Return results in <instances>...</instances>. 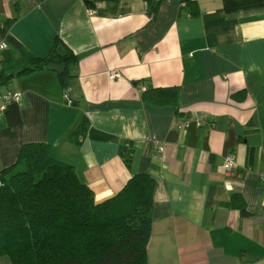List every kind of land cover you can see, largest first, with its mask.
<instances>
[{"label":"crops","instance_id":"1","mask_svg":"<svg viewBox=\"0 0 264 264\" xmlns=\"http://www.w3.org/2000/svg\"><path fill=\"white\" fill-rule=\"evenodd\" d=\"M194 1L195 17L162 0L151 19L144 0H0V23L15 17L8 34L29 52L44 56L57 36L78 57L67 91L48 69L9 81L20 123L0 128V170L23 144L47 143L95 202L153 173L147 264H264V0ZM146 84L178 86V114L142 102ZM234 193L248 216L222 204Z\"/></svg>","mask_w":264,"mask_h":264},{"label":"trees","instance_id":"2","mask_svg":"<svg viewBox=\"0 0 264 264\" xmlns=\"http://www.w3.org/2000/svg\"><path fill=\"white\" fill-rule=\"evenodd\" d=\"M144 1L153 19L162 0ZM198 13L194 0L178 2L179 17ZM15 19L0 23V37L9 45L0 58V87L12 78L47 70L46 65L53 63L64 65L62 72L55 73L67 91L75 77L77 55L57 36L44 56L32 54L8 34ZM59 46L64 51L61 55ZM13 50L19 54L18 66ZM140 100L156 107L171 106L178 114L179 88L146 84ZM19 123L17 103H8L0 128ZM87 124L83 116L70 134L72 142L80 143ZM132 152V142L122 140L118 153L126 167ZM155 183V174L137 173L113 196L95 202L92 190L78 179L73 167L51 156L49 144L25 143L15 162L0 170V256H6L9 264H147ZM222 204L237 209L241 217L250 214L238 193Z\"/></svg>","mask_w":264,"mask_h":264},{"label":"built area","instance_id":"3","mask_svg":"<svg viewBox=\"0 0 264 264\" xmlns=\"http://www.w3.org/2000/svg\"><path fill=\"white\" fill-rule=\"evenodd\" d=\"M8 47H9V45H8L7 41L4 38L0 37V58H1L2 52L4 50H6ZM108 76L110 78L114 79V78L119 77V73H118V71L113 69V70L109 71ZM140 88H141V90H143L144 86H141ZM21 96H22L21 91L10 90V89H8L7 86H6V89L4 90V92L0 91V117L3 115L7 104L11 103V102L18 103L21 99ZM63 96H64L65 101L68 104H71V99L69 98V96L66 92H64ZM233 165H234L233 156L232 155H226L223 158V162H222V168H223L224 173L228 174L231 171Z\"/></svg>","mask_w":264,"mask_h":264},{"label":"water","instance_id":"4","mask_svg":"<svg viewBox=\"0 0 264 264\" xmlns=\"http://www.w3.org/2000/svg\"><path fill=\"white\" fill-rule=\"evenodd\" d=\"M171 1L173 3H178L180 0H171ZM57 53L60 54V55L64 53V51H63L61 46L58 47ZM46 68L48 70H52V71H55V72H62L64 70V65H57V64L50 63V64L46 65ZM5 89H6V86L0 87V91L1 92H4ZM250 257H252V256H250L248 254H245V259L246 260H249Z\"/></svg>","mask_w":264,"mask_h":264},{"label":"rangeland","instance_id":"5","mask_svg":"<svg viewBox=\"0 0 264 264\" xmlns=\"http://www.w3.org/2000/svg\"><path fill=\"white\" fill-rule=\"evenodd\" d=\"M17 57H16V61L18 62ZM0 264H9L8 258L6 256H0Z\"/></svg>","mask_w":264,"mask_h":264}]
</instances>
